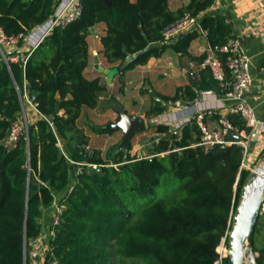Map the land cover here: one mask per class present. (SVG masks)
<instances>
[{
  "label": "trees",
  "instance_id": "obj_1",
  "mask_svg": "<svg viewBox=\"0 0 264 264\" xmlns=\"http://www.w3.org/2000/svg\"><path fill=\"white\" fill-rule=\"evenodd\" d=\"M108 2L110 8L103 0H79L78 18L55 26L32 51L20 39L5 52L7 59L17 61L8 60V67L0 61V264H31V245L42 234L43 212L57 196L64 209L57 226L48 222L52 236L43 264H214L225 235L228 246L233 214L251 174L241 168L243 146L204 151L196 146L201 136L196 118L180 133L150 122L171 110L162 102L193 100V89L214 91L217 83L207 68L199 69L192 83L177 88L173 96L151 100L144 113L146 129L164 135L151 158L131 156V146L119 149V144L104 152L91 146L88 158L83 127L96 135H112L115 121L78 124L84 109L97 108L107 91L100 74L84 75L91 59L87 38L95 25H104L98 53L114 71L111 79L122 78L167 49L198 66L205 54L189 53L198 30L170 44L164 43L162 31L185 12L198 17L214 0H190L176 10L169 8V0ZM58 3L0 0V31L6 37L26 35L47 21ZM198 21L209 47L235 37L222 14H204ZM24 91L35 97L38 117L28 123L27 137L21 135L7 148L3 142L20 116L19 95ZM208 116L220 119L219 113L204 115L203 124ZM226 119L238 132L250 133L240 116L226 114ZM70 161L116 167L95 172ZM258 253L256 263L264 264V247Z\"/></svg>",
  "mask_w": 264,
  "mask_h": 264
},
{
  "label": "built area",
  "instance_id": "obj_2",
  "mask_svg": "<svg viewBox=\"0 0 264 264\" xmlns=\"http://www.w3.org/2000/svg\"><path fill=\"white\" fill-rule=\"evenodd\" d=\"M80 12L81 7L79 0H59L53 15L41 25L35 26L28 34L6 37L2 31H0V61H3L8 67V60L15 62L18 57L7 59L5 57V52L16 45L20 39L24 40V45L32 51L39 46L55 26H64L75 20L79 17ZM193 30H198L201 34L206 36V32L200 29L198 18L185 12L181 17L169 23L163 29L162 37L164 43L170 44L180 35ZM203 54H205V57L198 66L190 61L186 66L180 68V72L185 74L193 69L199 70L201 68H207L212 78L217 83V89L223 103L221 105H207V103L204 102V98L208 97L210 94L198 92L193 89L195 93V98L193 100H168L162 104L163 106L172 108L171 110L174 111L168 110L157 115L156 124L166 126L169 132L180 133L185 125L190 124L191 120L196 118L201 130V136L196 146L207 151L215 146L224 147L231 145L232 143L227 141L230 130L237 132L239 135L244 131L238 132L235 130L226 119V115H220L216 128L208 129L201 121L204 115L216 114L217 110L225 109L227 110V114L240 116L245 125L252 130L256 129L259 123L256 120L253 108L243 97L253 83V63L252 56L245 50L240 40L234 37L228 39L227 42L221 46H208V48L203 51ZM21 60L25 61L26 58L22 56ZM258 72L264 76V62L259 65ZM212 100L217 102L215 95L212 96ZM19 102L21 105L20 116L17 121L12 123L11 130L3 142L4 146L7 148L14 146L21 135L27 137V125L29 123L26 116L27 108H30V110L38 115L34 96L28 95L24 91L23 96L19 95ZM20 117H22V123L19 120ZM109 140H111L110 135L105 134L104 146L100 148L101 151L105 149V145ZM240 145L244 148V160L247 155V146L242 142H240ZM83 150L88 158L92 156L93 151L90 145L83 146ZM70 162L76 167L87 166L95 172H100L104 167H116L112 164L100 165L87 162ZM78 171L79 169L76 168L75 174H77ZM63 209L64 206L62 204L57 202L53 203L49 219L51 226L55 227L60 223ZM220 242L219 247L216 248L218 257L214 264H223V259L227 258L228 246L226 244V235ZM37 264H43V262Z\"/></svg>",
  "mask_w": 264,
  "mask_h": 264
},
{
  "label": "crops",
  "instance_id": "obj_3",
  "mask_svg": "<svg viewBox=\"0 0 264 264\" xmlns=\"http://www.w3.org/2000/svg\"><path fill=\"white\" fill-rule=\"evenodd\" d=\"M187 3H189L188 0H169V8L171 10H176L180 7H183ZM204 14L205 15H215V14L224 15L226 17L227 23H229L232 29V33L234 34V36L240 40L245 50L252 56L253 83L250 89L243 95V97L253 108L255 116H256V120L258 121L259 125L257 126L256 129H253V130L251 129L249 134H246L245 132L240 134L241 142L247 146V155L242 162L241 168L244 167V169L249 170L251 172L252 170H251L250 165L256 161L258 154L262 150H264V76L259 74L258 72L259 65L262 62H264V0H214L212 6L207 11H205L204 13L200 14L197 17L198 20ZM98 27L103 29L104 25L97 24L91 29L90 32L94 31ZM96 37H97L96 38L97 41L95 42L96 43L95 47L97 48V51H99L101 49V44L99 41L101 34H96ZM207 48H208V44L206 42L205 35L200 34L199 38H197L190 44L189 53L192 56H199L203 54V51H205ZM89 51H90L89 53L91 57L90 63H92V66H93L92 69H94V71L97 72V66L94 63V58L96 57L99 64L102 66H103L104 59L102 58L101 54H100L101 58L97 57L98 56L97 52L92 50L91 47L89 48ZM166 52H171L172 55H168V58L166 59V61H164L162 57ZM188 62H190V60L187 57H181L178 54L174 53L171 49H167L164 51V53L159 58H151L145 65L138 66L134 70L126 72L125 75H127V73L129 72L133 73L140 69H143L146 71L151 70L152 73H155V72L162 73L164 70H168L170 67L177 66V65L179 66V71H180V68L186 66ZM90 63L87 69H85L84 71V75L87 78L89 77L86 75V72L90 67ZM103 67L108 69L110 73V67H111L110 65L109 66L106 65ZM158 75L159 74L154 75V76L158 77ZM188 75L193 81L198 76V69L191 70L190 72H188ZM124 77L126 76H123V78ZM90 78H93V77H90ZM103 79L106 80L105 75H103ZM122 80H120V82ZM124 81L125 83L120 84V86L122 85L123 89L127 90V88L129 87L127 86L129 83L128 82L129 80L125 78ZM157 85H156V82L153 84V89L155 88L154 90L156 91H158ZM187 85H189V83ZM163 86H165V84L162 83L160 86L158 85V88H162ZM204 93L210 94L208 97L204 98L205 99L204 102L207 103V105H221L223 103L222 100L220 99V93L217 89V85L214 91L210 90V91H205ZM103 95H101L99 99H102V100L108 99L107 97L106 98L102 97ZM213 95H215L217 102L212 100ZM154 96H155L154 99L157 100L158 96H161V95L154 94ZM98 107H99V102H98L97 108ZM97 108H95L94 110H96ZM124 109L126 110V108ZM171 111H174V110H171ZM217 113H219L220 115H226L227 110L225 109L217 110ZM129 114L131 115L133 113H129ZM26 116L29 122L36 120L38 117V115L32 110H30V108H27ZM82 118L86 119V114L84 113V111H83ZM155 118L157 121V116ZM88 123L89 122H87V124ZM204 126L208 129H213L217 127V122L208 116ZM83 133L88 137V144L90 146L94 148H100V146H96L95 144V141L97 139L96 137L100 135H96L92 131L88 132L86 130V127H83ZM160 135L155 134L156 137ZM103 136H104L103 137V142H104L105 135ZM110 137L112 138L111 135ZM62 147H63V150L66 152L64 145H62ZM246 160L249 163L248 167H246L244 164ZM59 198L60 196H57V198L55 199V202H58ZM52 207L53 205L49 209L43 212V216L41 219L43 231H42L41 236L37 238L31 245V251H30V263L31 264H37V263L43 262L44 258H43L42 253L45 252L46 254L48 250V241L52 236V232L48 228V222L51 216ZM45 230L49 233L48 239H46ZM44 241L46 242L45 245H43ZM253 243H254L253 246L255 247L254 252L256 256H258L259 254L258 251L264 247V196H263V203H262L261 211H260V214L255 224Z\"/></svg>",
  "mask_w": 264,
  "mask_h": 264
},
{
  "label": "rangeland",
  "instance_id": "obj_4",
  "mask_svg": "<svg viewBox=\"0 0 264 264\" xmlns=\"http://www.w3.org/2000/svg\"><path fill=\"white\" fill-rule=\"evenodd\" d=\"M103 31H104V28L101 29L98 27L94 31H92L87 38L89 48L91 47L92 50L96 51L97 55H98L97 57H99V58H101V56H100V54H98L97 48L95 47L96 46L95 42L97 41L96 34H101V36H102ZM15 46L16 45H14L12 48H14ZM8 50H10V49H8ZM168 55H172V53L166 52L163 55L162 59L164 61H166V59L168 58ZM94 56H96V55H94ZM106 65L107 64L103 60V66H106ZM107 66H109V65H107ZM92 68H93L92 63H90V67L86 72V75L89 78L98 75V72L94 71V69H92ZM113 73H114V71L111 70L109 75H108V78H110V81H107V79H106V81H107L106 90L107 91H106V94H104L102 96L105 98L107 97L108 99H104V100L99 99V107L96 110L84 109V113L86 114V119L79 120L78 121L79 125H83V124H85V122H89L88 124H93V125H103L108 121H110V122L115 121L116 122L117 114H116V111L114 112V110L112 109V106L114 107V105H115V103L113 102V100H114V101L118 102L119 105H121V107L123 109L126 108V110L125 109L124 110L127 114L133 113L131 115L138 116V117H141L142 119H144L145 126L147 128L148 120L145 119L144 113L149 109V107L151 105V100L154 99V97L156 96V95L154 96V94H157V95L159 94L161 96L165 95V96L171 97L175 94V91L178 87L183 88L188 83H189V85H190V83H192V80H191L190 76L188 75V73H185V74L181 73L179 71L178 65L170 67L168 70H164L162 73H156V72L152 73L151 70L146 71V70L140 69V70H137L133 73H131V72L127 73V75H124L126 77H124V78L122 77L123 80H122V78H118V77H114L111 79V75ZM157 74H159L158 77L154 76ZM100 75L103 78V75L102 74H100ZM125 78L129 80L128 81L129 83L127 85L129 87L127 88V90H124L122 85L120 86V84L125 83V81H124ZM120 80H122V81L120 82ZM155 82H156V85L158 84L160 86L163 83V84H165V86H163L162 88H158V85H157L158 91H156V90H154L155 88L153 89V84ZM164 103L165 102H162V104H164ZM19 120L22 123V117H20ZM150 122L156 124V118L154 117L153 119L150 120ZM86 130L88 132H91V130L87 127H86ZM111 136H112V138L105 145V149L103 150V152L105 150L110 149L115 144L120 145L121 141L123 139V132L122 131H116ZM160 136L163 137L164 135H160ZM160 136L156 137L155 133H153L151 130H147V129H145L144 131L135 135L130 140V142L128 144V146H131V150H130L131 156H134L137 158H151V157H153L152 153L154 152V149H156L155 146L157 145L158 141L160 140L159 138H162ZM103 137H104L103 135L96 137L97 138L95 141L96 146H100V148H102L104 146L103 145ZM61 147H62V145H61ZM263 153H264V150H262L258 154L256 161L250 165L251 170H254L256 168V166H259L262 163L263 159H262L261 154H263ZM160 155H162V154H160ZM244 164L246 167H248V165H249L247 160L245 161ZM75 176H76V174L74 171V173H71L69 186L72 183H74ZM48 234L49 233L45 230L46 239H48V236H49ZM45 244H46V242L44 241L43 245H45ZM219 245L217 247H219ZM253 245H254V243H253ZM253 248H255V247L252 246V249ZM227 250H228V248H227ZM42 254H43V258H44L43 262H44L46 254H45V252H43Z\"/></svg>",
  "mask_w": 264,
  "mask_h": 264
},
{
  "label": "water",
  "instance_id": "obj_5",
  "mask_svg": "<svg viewBox=\"0 0 264 264\" xmlns=\"http://www.w3.org/2000/svg\"><path fill=\"white\" fill-rule=\"evenodd\" d=\"M103 2L110 8L108 0H103ZM94 63L97 66V72L105 75L107 81H110V78H108L109 70L100 65L96 57L94 58ZM114 109L117 119L112 127L116 131L123 132V139L119 145V149H126L130 140L146 129L145 121L141 117L127 114L119 104H115ZM227 141L232 144H240L241 136L237 132L230 130ZM263 196L264 159L259 166L251 171L234 211L232 227L228 238V264H257V256L252 249L253 229L261 211Z\"/></svg>",
  "mask_w": 264,
  "mask_h": 264
}]
</instances>
